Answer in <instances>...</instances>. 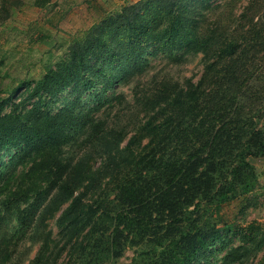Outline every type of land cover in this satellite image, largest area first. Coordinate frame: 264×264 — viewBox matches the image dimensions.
I'll return each mask as SVG.
<instances>
[{"label":"rangeland","instance_id":"rangeland-1","mask_svg":"<svg viewBox=\"0 0 264 264\" xmlns=\"http://www.w3.org/2000/svg\"><path fill=\"white\" fill-rule=\"evenodd\" d=\"M125 8L119 24L135 11L139 22L112 33L107 19ZM242 11L247 18L238 20ZM260 13L264 0H51L44 8L0 0V98L25 82L3 115L20 116L31 135L0 153V264H264V156L246 159L256 174L247 192L237 173L229 201L215 203L216 185L213 201L182 203V174L194 172V162L204 161L203 174L212 171L210 158L217 173L231 168L229 147L240 132L221 135L219 127L244 120L264 127V40L250 22ZM155 14L158 24L147 28ZM103 27L115 48L104 73L89 71L96 81L89 90L78 78L62 88L55 72ZM176 29L179 37L162 39ZM116 42H135L134 53ZM183 42L190 45L177 47ZM225 42L237 57L212 67ZM199 83L202 103L192 95ZM151 116L158 139L146 131ZM47 124L57 132L36 139ZM81 159L100 179L82 210L100 207L60 225L82 187L61 192L51 185L54 171Z\"/></svg>","mask_w":264,"mask_h":264},{"label":"trees","instance_id":"trees-1","mask_svg":"<svg viewBox=\"0 0 264 264\" xmlns=\"http://www.w3.org/2000/svg\"><path fill=\"white\" fill-rule=\"evenodd\" d=\"M262 1V0H261ZM51 0H34L35 6L39 8H44L47 6ZM160 12L159 7L157 8ZM247 9V7H246ZM129 8H125L121 13L117 14L116 16L110 17L106 21V28L110 30L112 33L115 31H120L121 27L122 30H125L127 25L134 26V23L139 22V16L137 15L136 11L133 15H128V20L125 21L126 23L122 25L119 24L121 18ZM245 11V10H244ZM242 11L240 15H238V20L243 18H247L248 13ZM133 17V18H131ZM159 20L156 19V14L154 16V20L150 23L146 24V27H150L151 25L158 24ZM252 23L251 27L257 28L259 38L263 39L262 32L264 30V16L262 13L258 14V16H253L250 20ZM100 30L99 33L96 34L94 42L92 40H88L85 44H77L72 52L69 55V61L66 64L64 71L55 72L53 77L54 80L57 78L60 79V84L62 88H65L71 84V82L75 81L77 78L80 81V87L83 91L91 89L95 86L96 81L95 79L90 76L89 71H97V73H104V63L106 59H104L106 55L115 48L110 45V43L106 42V32L107 29ZM144 29L145 27H140ZM139 28V29H140ZM164 31L166 28L163 29ZM173 33L162 34V39H169L170 37H179L178 34L181 33L179 29L173 30ZM84 36H88V33L84 34ZM83 36V37H84ZM137 36L135 35V38ZM187 37L186 39H188ZM133 38L131 37L130 40ZM118 46H122L124 48L132 49L131 54L134 53V46L135 42H116ZM230 43V42H229ZM224 43L220 50H216L214 52V56L216 59L214 60V64L212 67L217 65L219 62L225 60L226 58L237 57L238 52L237 48L232 45L231 43ZM190 42H183L177 44V47L184 48L185 46H189ZM239 50H244L242 46H237ZM245 48V47H244ZM115 54L108 55L109 59H112ZM207 55V54H205ZM111 57V58H110ZM95 58V61L90 64V61ZM207 58V57H206ZM208 61V59H207ZM234 64H240L239 60L235 61ZM257 64V63H256ZM91 65V66H90ZM206 70H208L211 66L206 65ZM113 83V81H111ZM25 82H20L16 86L10 89V92L6 94L5 97L0 98V153L6 148L14 145H19L21 143H28L30 141L31 135L29 133L28 128L24 125L23 120L20 116H13L8 117L3 115V109L5 105L9 102L11 97L15 95L22 87H24ZM192 85V84H191ZM182 91V90H181ZM180 91V92H181ZM203 89L200 88V83L195 85L194 91L192 93L193 99L197 103L203 99ZM179 95H177L176 99L178 100ZM156 95L153 94L151 97V101H155ZM176 100V101H177ZM174 101V100H173ZM203 101V100H202ZM181 103V102H180ZM179 103V104H180ZM177 105V104H176ZM155 113V112H154ZM154 116L150 117V120L147 122L146 125L148 133L153 132V136H157L158 139L159 130L161 129L158 124H154L151 126L152 119ZM173 120V119H172ZM243 121V120H242ZM245 121V120H244ZM242 122V125L239 126H232L226 127L225 125L219 130L222 131L224 135L226 133L232 132H240V137L238 138V146L231 148L229 147L228 155L231 158H228V164L231 166L229 171L225 172V174L217 173L216 167L218 166L217 160L215 158H210V162H207V165L211 167L212 171L208 174L202 173V170H197L200 165H203L204 161L201 160L199 163L194 162L196 164V169L194 172L182 174V178L184 177L182 187H186L187 191L185 194V200L182 202L183 205L186 203H191L193 198H197L198 201L208 198L209 201H213L212 198L207 196H214L215 192L214 189L217 185L218 193L215 203H223L227 202L232 199L236 193L238 192V187L234 186L236 182H238L237 178L234 176L237 173L241 175V193H245L250 188L249 183L253 182L256 179V174L253 171V166L246 161L248 156H264V127L258 126L260 124H256V126H250L249 122ZM173 126V124H172ZM43 131L37 134L36 139H39L41 136L45 138L54 135L57 131L51 130V124H47L44 126ZM135 138V136H131L130 140L126 145V149L124 151H116L115 158H119L121 154H124L125 151L130 149L131 142ZM216 138V135L213 134L211 141ZM108 151H111L108 149ZM110 153H105V157L103 161H106L107 157H110ZM201 156V155H200ZM200 156H197L198 158ZM114 157H112L113 159ZM239 158V165H237L236 160ZM145 159V158H143ZM191 160H188L187 164L184 166V169H189L191 165ZM47 167H52L51 165L47 164ZM70 169L66 172H58L57 170L54 171V176L51 181V185L53 187H57L61 192L67 193L68 195H73L74 192L78 189V187H82V190H79L77 195L71 200L69 206L64 210L63 215L59 218L58 224L62 225L64 221H72L73 219L78 218L83 213H89V215H94L97 212V209L100 206L93 208L92 205L88 206L89 210L84 212L85 207V200L86 196L89 192L94 191L98 186L100 179L95 178L96 173L91 170L87 166V163L84 159L77 161L74 165L69 164ZM203 169V168H202ZM77 170L78 172H75ZM220 180V183L217 182ZM90 211V212H89ZM255 226L250 225L248 230L251 231L254 229ZM191 254L188 253L186 260H190Z\"/></svg>","mask_w":264,"mask_h":264}]
</instances>
